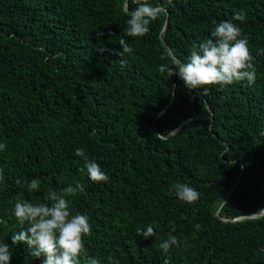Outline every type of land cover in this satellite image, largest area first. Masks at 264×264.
Returning <instances> with one entry per match:
<instances>
[{"label":"trees","instance_id":"16d2710c","mask_svg":"<svg viewBox=\"0 0 264 264\" xmlns=\"http://www.w3.org/2000/svg\"><path fill=\"white\" fill-rule=\"evenodd\" d=\"M148 2L163 11L147 35L128 37L132 0L127 11L125 0H0V243L10 264L43 260L12 244L29 226L15 202L50 203L47 192L76 183L85 192L69 197L71 212L89 217L84 245L100 264H264V213L245 216L264 208V0ZM221 21L248 39L253 85L189 89L158 71L187 62ZM122 38L132 51L118 56ZM78 148L107 182L90 180ZM177 183L198 201L179 200ZM149 224L154 236L136 235ZM170 234L180 246L165 254Z\"/></svg>","mask_w":264,"mask_h":264},{"label":"clouds","instance_id":"9594fccd","mask_svg":"<svg viewBox=\"0 0 264 264\" xmlns=\"http://www.w3.org/2000/svg\"><path fill=\"white\" fill-rule=\"evenodd\" d=\"M137 7L130 11L127 19L126 33L128 37H143L150 31V25L159 18L161 7L153 6L148 0H132ZM127 11V5H125ZM233 20L244 21L245 14L238 13ZM211 38L199 45H193L187 62L172 59V66L161 64L158 71L167 72L169 77L178 75L189 89L219 85L231 86L235 82L247 81L249 86L256 80V69L253 57L248 48L249 41L242 34V29L231 21L218 22L210 33ZM122 51L117 55L131 53L132 49L122 38L119 42ZM164 59V57H162ZM126 61L121 60L122 66ZM175 69V71H174ZM206 90V89H205ZM7 147L0 143V151ZM76 156L84 159V169L90 180L107 182L109 177L95 160H89L82 149H76ZM81 169V171H84ZM39 184L32 179L28 190H38ZM179 200L193 204L200 198V193L185 183L173 186ZM85 192V185L76 183L62 189L59 193L50 190L44 199L50 203L33 204L17 200L14 204V216L20 224L28 223L26 230L12 235V244L25 243L32 251L34 258L43 257L42 264H81L79 257L84 255L85 264H100L96 258L87 255L84 237L90 236L92 226L85 214L71 212V200L79 193ZM199 230L200 225L197 224ZM175 227L172 232H175ZM136 235L148 239L155 235L154 227L149 224L146 229L137 228ZM172 246H180L175 235H169L159 247L167 254ZM264 251V249H261ZM12 252L7 243H0V264H10ZM111 259V258H109ZM165 264H168L166 261Z\"/></svg>","mask_w":264,"mask_h":264},{"label":"water","instance_id":"95a60500","mask_svg":"<svg viewBox=\"0 0 264 264\" xmlns=\"http://www.w3.org/2000/svg\"><path fill=\"white\" fill-rule=\"evenodd\" d=\"M125 5H127V9H128V3H127V0H125ZM166 26V24L164 25V27ZM172 100V99H171ZM171 102V101H170ZM229 194V193H228ZM228 194L224 197L223 201L224 202L227 197H228ZM264 213V208H262L261 210L257 211V212H253V213H249V214H246L245 216H257V215H261Z\"/></svg>","mask_w":264,"mask_h":264}]
</instances>
